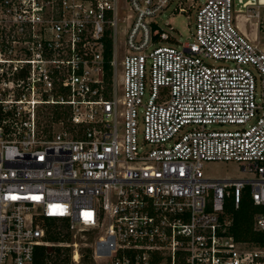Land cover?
I'll return each mask as SVG.
<instances>
[{"label":"built area","instance_id":"2783aa9c","mask_svg":"<svg viewBox=\"0 0 264 264\" xmlns=\"http://www.w3.org/2000/svg\"><path fill=\"white\" fill-rule=\"evenodd\" d=\"M260 7L0 0V264H38L42 247L70 264L85 249L93 264H264L226 211L264 208V45L239 25ZM167 12L195 15L186 41ZM207 163L250 177L210 179Z\"/></svg>","mask_w":264,"mask_h":264},{"label":"trees","instance_id":"16d2710c","mask_svg":"<svg viewBox=\"0 0 264 264\" xmlns=\"http://www.w3.org/2000/svg\"><path fill=\"white\" fill-rule=\"evenodd\" d=\"M110 44L107 43L106 53L109 55L111 52ZM58 118L62 115L60 112L55 114ZM226 211L230 214L233 220L232 232L234 237L238 241L242 242H252L255 244H264V233L254 231V217L261 212H264V208L254 206L252 202L245 198L238 210H235L233 205L229 202L226 205ZM55 224V223H51ZM51 241L60 242L65 241L61 237V232L56 231L55 236L50 238ZM59 248H47L42 247L38 252V264H70L68 251H64ZM67 254V255H66ZM85 257L82 264H93L90 249L84 250Z\"/></svg>","mask_w":264,"mask_h":264},{"label":"rangeland","instance_id":"374dc122","mask_svg":"<svg viewBox=\"0 0 264 264\" xmlns=\"http://www.w3.org/2000/svg\"><path fill=\"white\" fill-rule=\"evenodd\" d=\"M261 18H253L249 21H245V16L239 20V25L246 32L253 34L252 38L258 37L261 43L264 45V7H260ZM245 13V12H244ZM175 14L172 15L169 12L163 17L164 22L170 24L171 27L179 31L177 36L181 42L187 40L189 36V24L194 27L195 15ZM167 29V28H166ZM52 107H46L43 109L41 128L45 131L53 132V124L51 123ZM58 131V129H56ZM204 175L210 179H244L249 178V173H244L241 167L235 163H207L204 167Z\"/></svg>","mask_w":264,"mask_h":264},{"label":"crops","instance_id":"0c3cea01","mask_svg":"<svg viewBox=\"0 0 264 264\" xmlns=\"http://www.w3.org/2000/svg\"><path fill=\"white\" fill-rule=\"evenodd\" d=\"M242 30H243V32L247 33L252 38L253 34L246 32V30H244V29H242Z\"/></svg>","mask_w":264,"mask_h":264},{"label":"bare ground","instance_id":"6f19581e","mask_svg":"<svg viewBox=\"0 0 264 264\" xmlns=\"http://www.w3.org/2000/svg\"><path fill=\"white\" fill-rule=\"evenodd\" d=\"M251 11H253V10H251Z\"/></svg>","mask_w":264,"mask_h":264}]
</instances>
